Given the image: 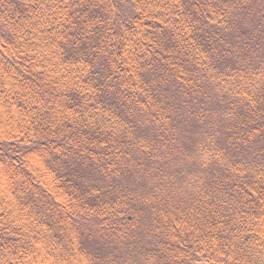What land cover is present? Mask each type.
<instances>
[{"label":"trees","instance_id":"1","mask_svg":"<svg viewBox=\"0 0 264 264\" xmlns=\"http://www.w3.org/2000/svg\"><path fill=\"white\" fill-rule=\"evenodd\" d=\"M0 264H264V0H0Z\"/></svg>","mask_w":264,"mask_h":264}]
</instances>
